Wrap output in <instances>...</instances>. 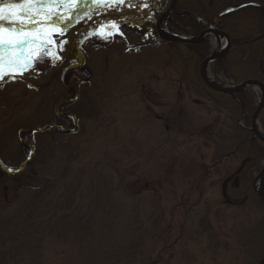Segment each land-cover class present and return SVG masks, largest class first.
<instances>
[{
  "label": "rangeland",
  "instance_id": "1",
  "mask_svg": "<svg viewBox=\"0 0 264 264\" xmlns=\"http://www.w3.org/2000/svg\"><path fill=\"white\" fill-rule=\"evenodd\" d=\"M5 1L10 0H0V4ZM148 1V7L159 5L152 14L138 12L122 18L125 20L112 21L95 32L96 38L91 40L87 35L95 29V22L103 21L91 20L97 15L90 11L94 5L91 3L79 8L76 3L68 11L62 7L52 10L48 18L28 28L25 25L29 19L21 27H5L13 29V33L21 29L25 35L43 39L56 15H63L60 26L70 23L42 45L28 41L17 47L15 42L9 51H4L3 63L10 52L12 60L3 66L0 78V153L8 155L18 147L27 125L52 119L60 107L57 99L64 86V68L69 59H82L91 78L75 102L79 115L76 137L60 156L54 154L49 136L41 137L43 151L35 165L37 176L55 173L78 145L87 151L80 159L82 166L103 151L114 154L124 161L128 171H134L150 186L145 185L144 192L152 189L159 193L161 210L173 233L172 245L162 249L165 264H242L236 256L233 225L241 221L245 225L255 223L264 213L257 208L238 209L247 208L252 201L251 195L243 194L236 179L230 178L239 165L230 161L216 167L211 164L213 148L205 140L218 130L222 116L209 111L210 104L188 84L195 79L192 54L184 47L179 48V53L170 51L157 35L155 23L168 0L126 1L122 9L132 11ZM117 21L119 27L111 26ZM170 22L171 15L161 23L167 33L187 37L169 28ZM10 38L6 34L5 43ZM204 40L209 41L211 53H215L213 35H206ZM220 44L225 48L224 38ZM216 68L217 63H213L214 81L233 86L216 73ZM248 91L258 92L253 88ZM135 166L139 168L135 170ZM240 214L244 215L238 217ZM204 218L206 230L201 228ZM211 234L217 238L210 239ZM52 243L56 244L47 251L49 264H65L71 246L57 240Z\"/></svg>",
  "mask_w": 264,
  "mask_h": 264
},
{
  "label": "trees",
  "instance_id": "2",
  "mask_svg": "<svg viewBox=\"0 0 264 264\" xmlns=\"http://www.w3.org/2000/svg\"><path fill=\"white\" fill-rule=\"evenodd\" d=\"M249 2L260 7L218 18L227 8ZM76 3V0L59 3L53 10L60 7L72 10ZM88 3L94 4L90 11L97 14L95 20L124 11V3L114 0L100 3L92 0L84 2L83 6ZM1 4L16 5L12 9L5 7V20L0 21L10 28L21 27L18 21L24 23L51 3L24 4L22 0H10ZM10 12L13 15L10 16ZM150 14L152 11L139 12V15ZM62 16L56 15V23L49 28L62 25L59 23ZM171 16L169 28L186 36L197 38L207 29L206 24L228 33L232 47L217 63L216 73L235 84L248 80L264 84V38L259 39L264 34V0H179ZM87 37L91 40L96 35ZM162 40L170 51L179 53V48L184 47L192 54L195 79L188 84L191 83L193 91L210 104L209 111L222 116L218 130L205 140L213 148L211 164L216 167L230 161L239 165L230 178L236 179L243 194L251 195L252 201L248 209L246 206L238 209L257 208L264 213L253 189L254 180L264 165V143L250 131L259 103L258 95L244 91L229 96L205 85L200 66L211 55L209 41L183 45ZM82 64V59L77 62L71 58L64 68V86L57 99L60 107L54 111L52 119L27 125L18 147L8 155L0 153V264H49L47 251L56 240L71 246L65 264H165L166 255L162 249L168 250L172 245L173 233L161 210L159 193L152 189L144 192L147 184L136 177L134 171H128L123 160L103 151L100 157L82 166L80 159L87 151L78 145L55 173L40 178L35 173V165L43 151L41 137L49 136L56 156L64 154L72 137H76L74 130L79 115L75 102L78 92L91 78L87 65ZM259 122L264 130V110ZM204 225L205 218L201 228L206 230ZM232 232L237 243V259L242 264H259L264 256V214L255 223L236 222ZM216 238L211 234L210 239Z\"/></svg>",
  "mask_w": 264,
  "mask_h": 264
},
{
  "label": "water",
  "instance_id": "3",
  "mask_svg": "<svg viewBox=\"0 0 264 264\" xmlns=\"http://www.w3.org/2000/svg\"><path fill=\"white\" fill-rule=\"evenodd\" d=\"M78 1H79V5H78V7H79L80 4H82L86 1H91V0H78ZM178 1L179 0H168L166 6L164 8H160L162 12L160 13V16L157 18L156 23H155V29H156L157 35L161 39L166 40L168 42H173V43L183 44V45L199 44L204 40L205 36L208 34H212L213 36L225 39L226 45H225L224 50L221 53H217V52L213 53L211 56L206 58L201 63V66H200L201 78H202L203 82L205 83V85L208 86L213 91H216V92H219V93H222L225 95H229V96H236L239 93L247 91L249 88H253V86L258 88L257 94L260 96V99H259L257 110L255 111V113L253 115L252 126L250 128V131H252L254 133L256 138H258L261 142L264 143V134H261L259 129H258L260 126L259 117L264 110V84L258 80H248V81H245L243 83H240L235 88H229L227 86H220L218 84L210 82L206 76V69H207L209 64L214 63V62H221L229 54L231 47H232L231 37L228 33L221 31L218 28L213 27L212 25H209V24H206L207 29L192 41L177 37L175 35L164 33L163 31H161L160 25H161L162 21L176 11ZM55 4L56 3L51 4L40 16L31 19L30 22L27 23L26 27H29L35 20L46 17L51 12V10ZM155 7H159V5H152L149 8L141 6V7L135 8L132 11L117 14V15L109 18V19L104 20L101 23H96L97 28L94 30V32L97 29L102 28L104 25H106L107 23H110L114 20L124 18V17L133 16L140 11H149V10L154 9ZM251 7L259 8L260 5L257 3H254V2H249V3L240 4L236 7H230V8H227L226 10H224L218 16V18H223V17L235 14L241 10H244L246 8H251ZM69 26H70V23L68 22V23H66V25L47 30L46 31V37L44 40H46L50 35H52L56 32L65 30ZM6 33H8V31H6ZM22 33H24V32H21V34H11L14 39H12V43L11 44L8 43L6 45V47L9 48V46L12 45L15 42V40L22 39L25 37L29 38V37L34 36V34L24 35ZM262 38H264V34L261 37H259V39H262ZM44 40L35 39V41H37V42H43ZM253 189H254V193L259 198L261 204L264 207V165H263L261 172L259 173V175L254 180ZM259 264H264V256L260 260Z\"/></svg>",
  "mask_w": 264,
  "mask_h": 264
},
{
  "label": "snow or ice",
  "instance_id": "4",
  "mask_svg": "<svg viewBox=\"0 0 264 264\" xmlns=\"http://www.w3.org/2000/svg\"><path fill=\"white\" fill-rule=\"evenodd\" d=\"M65 2H75V0H22V3L24 4H34V3H65ZM98 3L104 2V0H97ZM114 2L117 3H124L125 0H114ZM5 7H8L9 9H12L16 7V5L12 4H0V21L5 20ZM13 15V13L10 12V16ZM57 18H53L52 23H56ZM20 23H23V21H18ZM8 31L9 36L11 37L12 29L6 30L3 23H0V78L3 77V62H4V45H5V32ZM17 34L21 31V29L15 30ZM9 44L12 43V40L9 39ZM27 39L24 40H16V45L19 47L20 44H26ZM57 43H63V42H57ZM66 50V49H65ZM62 58V57H61Z\"/></svg>",
  "mask_w": 264,
  "mask_h": 264
},
{
  "label": "bare ground",
  "instance_id": "5",
  "mask_svg": "<svg viewBox=\"0 0 264 264\" xmlns=\"http://www.w3.org/2000/svg\"><path fill=\"white\" fill-rule=\"evenodd\" d=\"M123 12H124V11H123ZM115 15H117V14H115ZM160 30L163 31L164 33H166V31H165V29H164V27H163L162 24L160 25ZM213 38L215 39L214 46H215L216 52H217V53H221V52L224 50V46H221V44H220V42H221V38L216 37V36H213ZM211 66H212V63L209 64L208 67H207V69H206V76H207V78H208V80H209L210 82L216 84V82L214 81V79H213L212 76H211ZM253 89H255V90L258 91V88H257V87H254V86H253ZM258 129H259V131H260L261 134H264V132H263V130L261 129L260 126H259Z\"/></svg>",
  "mask_w": 264,
  "mask_h": 264
}]
</instances>
